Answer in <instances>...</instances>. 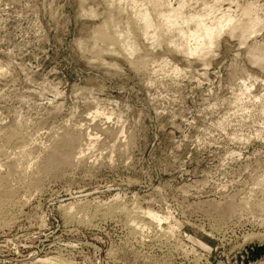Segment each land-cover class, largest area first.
<instances>
[{
    "label": "rangeland",
    "instance_id": "374dc122",
    "mask_svg": "<svg viewBox=\"0 0 264 264\" xmlns=\"http://www.w3.org/2000/svg\"><path fill=\"white\" fill-rule=\"evenodd\" d=\"M247 1L260 26L205 66L151 46L129 0H0V264H234L264 232V70L246 54L264 0L219 4ZM102 24L135 53L94 39Z\"/></svg>",
    "mask_w": 264,
    "mask_h": 264
},
{
    "label": "bare ground",
    "instance_id": "6f19581e",
    "mask_svg": "<svg viewBox=\"0 0 264 264\" xmlns=\"http://www.w3.org/2000/svg\"><path fill=\"white\" fill-rule=\"evenodd\" d=\"M117 1H120V0H117ZM129 3L131 5L129 9L130 10L129 14L132 17L131 20L133 19L132 21L135 22V24L139 26L138 27L134 24L136 27L139 28L137 30H140L139 32L144 36V38L148 39L149 42L151 41V44H150L151 46L160 45L162 41L165 42L164 40H167V42L170 43V46L172 44L171 47L174 50L182 53L183 56L185 57L195 56L196 58H198V61L200 59V62L203 64L208 63L209 61L208 56L213 52V48L218 46L219 39L221 38L223 34H226L227 36H230V37H237L238 40L244 41L249 37V35L255 33V31L257 30V27L260 26V18L258 17L259 15H257L258 7L256 6L257 4L255 5L254 4L255 2H252V1H247L239 5L236 4L238 7L237 9L238 11H235V12L232 11V9L230 10L229 6L226 9H221L219 0H209V1L207 0H129ZM197 3H199L202 6L201 8L199 7L200 9L194 10L193 8H191V4H197ZM105 21L104 23L108 24ZM106 24L105 25L102 24L101 27H98L95 30L96 36L94 39L97 38L101 42L106 41L109 43L110 46L111 44L112 46H114V44H119V47L123 48L122 50L124 51V53L125 52L127 53V56L128 54L131 55L135 53L137 49V46H136L137 44L134 43L135 39L134 41L132 39L133 42H129V38H128V36L131 38L133 37L131 35L132 33L131 34L126 33L128 31L126 30L124 34L123 33L124 31L122 32V29H120L121 30L120 32L119 28L117 29L115 27H113L112 30L110 31L107 28L109 26H106ZM121 33L124 34V36L121 39H119L120 36H122ZM126 34L127 36H125ZM115 51L113 49L112 52L116 53ZM246 54L252 63L256 64L258 67L264 70V48L259 47V46L252 47L247 51ZM144 58L143 60L141 59V61L144 62ZM157 61L155 63H157ZM245 88H247L246 85H245ZM71 137L64 136V138L62 139V141L64 142L63 144H66V145L64 147V151L61 154H59L58 150L56 149H54L51 152V154H55V153L59 154V156L62 157L63 160H66L68 157H70L69 153L72 151V145H73L72 143L74 142V140H76V137H74L75 139ZM53 161H54L53 156L52 157L49 156V163H52ZM48 166L49 164L47 163L46 167ZM66 207L65 209H67ZM69 208H71V206H68V209ZM146 213L148 216L153 217L157 220L161 219V216H159L153 210H147L145 214ZM162 217H163V214H162ZM165 218H167L168 220L167 216ZM132 222L133 221L131 220V223ZM253 239H257L259 242L264 241V232L263 233L262 232H249L247 234H244V240H249V243ZM259 244H264V242L259 243ZM263 261L264 259H261L259 261H256L255 264L261 263Z\"/></svg>",
    "mask_w": 264,
    "mask_h": 264
},
{
    "label": "water",
    "instance_id": "95a60500",
    "mask_svg": "<svg viewBox=\"0 0 264 264\" xmlns=\"http://www.w3.org/2000/svg\"><path fill=\"white\" fill-rule=\"evenodd\" d=\"M264 257V245L251 242L235 254L234 264H252Z\"/></svg>",
    "mask_w": 264,
    "mask_h": 264
}]
</instances>
